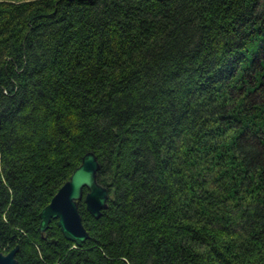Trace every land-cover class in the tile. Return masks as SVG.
<instances>
[{"label":"trees","instance_id":"trees-1","mask_svg":"<svg viewBox=\"0 0 264 264\" xmlns=\"http://www.w3.org/2000/svg\"><path fill=\"white\" fill-rule=\"evenodd\" d=\"M94 151L89 236L39 211ZM86 189L84 188V192ZM17 264H264V0H0V251Z\"/></svg>","mask_w":264,"mask_h":264},{"label":"water","instance_id":"water-1","mask_svg":"<svg viewBox=\"0 0 264 264\" xmlns=\"http://www.w3.org/2000/svg\"><path fill=\"white\" fill-rule=\"evenodd\" d=\"M98 167L99 162L94 151L87 150L70 177L40 209L38 228L41 232L48 227L51 219L55 218L56 224L66 238L76 244H81L88 238L89 233L82 222L78 202L83 198L86 209L95 217L106 207L109 191L107 186L97 180ZM17 248L15 245L7 252L0 251V264H17L15 257Z\"/></svg>","mask_w":264,"mask_h":264}]
</instances>
